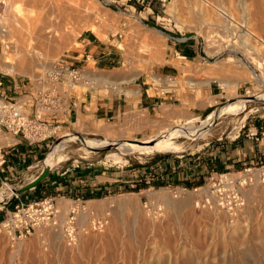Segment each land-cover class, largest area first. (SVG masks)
<instances>
[{"label": "rangeland", "instance_id": "374dc122", "mask_svg": "<svg viewBox=\"0 0 264 264\" xmlns=\"http://www.w3.org/2000/svg\"><path fill=\"white\" fill-rule=\"evenodd\" d=\"M30 1L11 0V4L6 0L0 6V27H9V23L17 18L32 19L35 25L39 21L35 27L36 46L50 57L51 62L58 57L73 59L72 52L83 47L81 35L85 31L93 32L118 50L117 66L113 70L98 67L92 57L85 65L77 61L76 65L105 73L131 71L160 85L162 77L156 68L164 63H174L179 72L171 76L170 81L178 93L171 103L161 105L159 112L125 113L107 125L106 134H79L83 136H74L62 146L64 135L58 131L44 160L13 181H0V264H264V239L235 248L231 245L223 247L219 237L220 226L228 229L239 221L242 228L244 224L252 229L260 226L264 216V182L243 188L247 205L235 218L225 209L198 206V193L193 190L194 186L209 180L212 174L201 167V156L210 155L209 152L217 154L222 147L220 142L243 133L251 121L248 118L252 121L264 119V98L258 97L264 94V0H116L111 5L91 0L96 2L104 17L86 11L89 3L84 6V0ZM76 3L85 11H75ZM245 17H250L255 34L239 26ZM229 19L239 31L230 32L222 27ZM48 25L54 31L47 32L45 27ZM5 38H0V53L3 50L1 40ZM187 44L194 45L200 55L190 57L176 51ZM10 48L8 51L13 55L14 50ZM160 49H165L167 54L164 63L160 59ZM229 57L235 60L227 61ZM0 71L7 82L13 78L24 82L22 98L28 103L27 112L34 114L31 92L36 87L34 79L38 72L12 74L3 70L1 63ZM154 74L160 77V82L152 78ZM257 77L262 81H257ZM211 79L213 85H218L217 95L210 94ZM219 79L239 81L240 84L237 88L227 89ZM92 86H100L102 91L114 88L108 89L105 84L94 81L80 82L74 90L70 89L69 99ZM208 103L213 105L204 114L194 112L195 106ZM228 105L230 109L224 111L223 107ZM163 107L166 116L160 113ZM170 113L171 116H167ZM46 117L51 120L54 116ZM175 127L181 132L171 136L177 149L151 146L154 150H146L147 140L156 137L160 131ZM128 138L134 140L132 149L127 148L132 145L126 141ZM110 154L117 158L108 157ZM164 156L171 157L173 166L180 164L192 171H197V167L202 169L199 172L201 181L192 186L178 178L183 176L182 173L167 176L172 166L154 165ZM82 164L113 171L114 174L107 176L112 177L108 182L114 185L100 199L75 200L48 191L40 192L37 184L18 190L29 183V177L36 179L46 165L50 171L44 178L52 171L57 174L67 167ZM247 165L251 164L217 172L236 173ZM162 174L165 182L157 183ZM145 181L147 185L134 188ZM172 201L182 208L176 206V209ZM49 203H53L58 212L41 224L39 221L42 216H47L45 206ZM74 204L79 206L75 213L71 212ZM73 215L77 242L70 244L65 226ZM94 217H105L103 229L93 226ZM8 219H12L13 226L29 221L33 224L31 233L11 235L4 224ZM60 232L63 233L61 240L52 238ZM161 245L169 246L170 253L157 259Z\"/></svg>", "mask_w": 264, "mask_h": 264}, {"label": "crops", "instance_id": "0c3cea01", "mask_svg": "<svg viewBox=\"0 0 264 264\" xmlns=\"http://www.w3.org/2000/svg\"><path fill=\"white\" fill-rule=\"evenodd\" d=\"M80 42L83 47L72 52L73 59H67L69 62L75 63L77 61L81 63L80 65H85L92 57L98 67L113 70L112 68L117 66L120 53L117 49L111 47L106 40L101 39L93 32L85 31L80 37ZM176 51L178 53L183 52L185 56L189 55L190 57L200 55V52L192 44L179 47V50L176 48ZM156 72L162 77L160 85L149 82L141 74L129 81L119 78L120 83L117 89L115 87L102 91L103 88L100 86H92L81 95H71L66 111L54 115L51 120L47 119L50 125L55 127L50 128V132L53 133L45 139L31 142L22 134L9 132L5 135L6 142L1 144L5 161L0 166V181H13L38 164L45 154L50 152L51 149L49 151L48 149L51 143L54 142L58 131L61 132V135H64L62 139L64 141L61 144L64 146L65 142L74 138V136H80L79 134L104 133L110 122H115L127 112H159L158 109L161 105L171 103L177 98L178 92L171 87L170 80L171 76H175L179 72V68L174 63H164L156 68ZM12 81L13 79H10L6 83L11 84ZM217 89L218 85L211 83L210 94H219L216 92ZM212 105L213 103L195 106L194 112L202 115ZM31 109L33 110L32 107ZM160 113L162 116H166L164 107L161 108ZM144 115L146 114L142 113V116ZM248 119L251 121L247 123L243 133H239L229 141L220 142L222 147L217 154L211 155V152H209L210 155H198V157L201 156L199 163L201 167H205L204 170L213 172L229 167L264 163V140H256L249 134V130H255L264 125V119L257 118L256 121H252L251 118ZM170 158L164 156L158 159L154 165L160 163V165L172 166L169 167L166 175L170 177V173H173L172 175L182 173L183 176L178 177L182 178V183L193 186L201 181L199 172H202V169L197 167V171H192L180 164L173 166L170 163ZM176 162L177 159L174 158V163ZM171 168L172 170H170ZM101 170L98 167L82 164L67 167L57 174L52 173V171L46 178L37 183V190L40 192L48 191V193L61 195L62 197L67 196L75 200H97L103 197L114 185L108 182V178L112 179V177L107 176L108 173L114 174L113 171ZM156 182L160 184L165 182L163 174L162 179L159 178Z\"/></svg>", "mask_w": 264, "mask_h": 264}, {"label": "built area", "instance_id": "2783aa9c", "mask_svg": "<svg viewBox=\"0 0 264 264\" xmlns=\"http://www.w3.org/2000/svg\"><path fill=\"white\" fill-rule=\"evenodd\" d=\"M111 5L116 0H100ZM6 0H0V6ZM83 68L69 62L64 57H58L53 65L47 67L39 75L35 76V89L31 92V105H34V114L27 112V101L22 98L24 82L13 78L12 83H6L3 73L0 71V136L9 132L22 134L25 138L33 141L45 139L52 135L49 131L52 127L46 116H54L61 111H66L69 106V94L72 84L77 82ZM249 134L256 140H264V125L258 129L249 130ZM0 145V166L5 161ZM215 173V174H214ZM258 181L264 182V163L259 165H247L236 173L214 171L205 183L194 186L193 190L198 193L196 204L203 208L225 209L231 217H237L247 205L243 188ZM186 190V187L183 188ZM78 204L72 206L71 212L78 210ZM47 216H42L40 223L47 222L51 215L56 216L58 209L53 203L45 206ZM17 215V214H16ZM74 215L65 226L69 243L77 240L76 224ZM12 220V219H11ZM11 220L4 222L11 235L20 236L31 233L33 224L15 223ZM92 224L96 229H103L106 224L105 217H94Z\"/></svg>", "mask_w": 264, "mask_h": 264}, {"label": "bare ground", "instance_id": "6f19581e", "mask_svg": "<svg viewBox=\"0 0 264 264\" xmlns=\"http://www.w3.org/2000/svg\"><path fill=\"white\" fill-rule=\"evenodd\" d=\"M10 3H11V0H9ZM22 1V0H21ZM34 1H37V0H31L30 2H34ZM191 1V0H189ZM13 2V0H12ZM49 2V1H48ZM55 2V1H54ZM53 2V3H54ZM93 1L89 0H84V6H85V3H89V6L88 8L84 7L86 11H90V12H93L94 14L96 13L97 15H99L98 17L102 16L104 17V13L102 14L100 8L97 7L96 5V2L95 3H92ZM196 2V1H195ZM195 2L193 4H195ZM15 3V2H14ZM35 3V2H34ZM33 3V4H34ZM38 3V2H37ZM12 4V3H11ZM16 5V4H15ZM20 5V4H19ZM44 5V4H43ZM46 5V4H45ZM51 5V3H50ZM76 7H75V11H79V10H84L82 9V5L76 3L75 4ZM196 5V4H195ZM194 5V6H195ZM18 6V5H17ZM62 6V5H61ZM74 6V5H73ZM193 6V7H194ZM11 8V7H10ZM13 8V7H12ZM45 8V7H44ZM19 9H20V6H19ZM36 10V9H35ZM84 10V11H85ZM196 10V9H195ZM56 11V10H55ZM192 11V10H191ZM46 12V11H45ZM80 12V11H79ZM78 12V13H79ZM84 13V12H82ZM92 13V14H93ZM193 13V12H192ZM250 13V12H249ZM264 13V12H263ZM41 14V13H40ZM39 14V15H40ZM45 14V13H44ZM224 14V13H223ZM43 15V14H42ZM71 15V14H70ZM227 15V14H225ZM249 15V14H248ZM26 16V15H25ZM55 16V15H54ZM24 17V16H23ZM22 17V18H23ZM37 17V16H36ZM228 17V16H227ZM252 18V16H250ZM250 17H245L243 22H242V25H239V26H244L246 27L250 33L252 34H255L252 29H251V25H250ZM27 18V16H26ZM106 18V17H105ZM104 18V19H105ZM18 20H14L12 21L11 19V23H9V27H5V26H1L0 27V35L1 37L0 38H5V39H2V45H3V50L2 52L0 53V63H1V66L3 68V70H5L6 72L8 73H17V72H24V73H30L31 70H34L35 73H37V75L44 71L47 67H50L53 65V62H51L50 60V57L46 54H44L43 52L39 51L37 49V46H36V42H35V27L37 28V25L39 24V21L37 22V25H35L36 23H34V20L32 19H19L17 18ZM43 19V18H42ZM103 19V18H102ZM41 20V19H40ZM37 21V19H36ZM52 21V19H51ZM42 22V21H41ZM225 25H223L222 27H226L225 29H228L227 31H230V32H235V31H239L238 27L234 24H231L230 23V19L227 20V23L224 22ZM252 23V22H251ZM4 24V23H3ZM6 24V23H5ZM53 26V25H52ZM43 28V27H42ZM47 29V32L50 33V31L52 32L51 29H53L54 31V28H50V25L46 26L45 27ZM45 29V30H46ZM95 31H99L98 29H94ZM240 30H241V27H240ZM254 30V29H253ZM48 34V33H47ZM122 46V45H121ZM161 46V45H160ZM8 47H11L10 49H13L14 50V53L13 55L9 53L8 51ZM162 47V46H161ZM160 47V48H161ZM159 48V47H158ZM165 50V49H164ZM164 50L160 49L159 50V54H160V59L161 61L164 63V61L166 60L165 58V52ZM183 57V56H182ZM185 58V57H184ZM234 61L235 58L233 57H229L227 58V61ZM127 61V60H126ZM126 65V64H125ZM124 65V66H125ZM35 68V69H34ZM131 71H115L112 73H105V72H102V71H99V70H94L92 68H84L82 70V74H81V77L80 79L75 82L74 84H72V89L75 87V86H78L80 85V82L81 83H87V81H94L96 83H103L105 84V87L107 88H110V87H116L117 89V86H119V78H123L125 81L126 80H130V79H133L134 77L138 76L136 75V73H130ZM133 72V70H132ZM152 78L156 81V82H160L161 79L159 76L157 75H153ZM122 80V79H121ZM123 80V81H124ZM176 80V79H175ZM191 80V79H190ZM213 79L209 80V82L211 83ZM257 81H262V79L260 77H257L256 79ZM178 81V80H177ZM220 83L222 86L226 87L227 89H231L232 87L234 88H237L240 84L239 81H227V80H224V79H219ZM79 82V84H78ZM191 82V81H190ZM209 83V84H210ZM198 84V83H197ZM208 84V83H207ZM120 88V87H118ZM74 90V89H73ZM121 90V89H120ZM258 97H263L264 98V94L258 96ZM230 109V105L226 106V107H223V110L224 111H227ZM171 115V113H170ZM216 119V118H214ZM213 120V119H212ZM51 128V127H50ZM50 128H49V131H50ZM181 129V128H180ZM107 130V129H106ZM105 130V131H106ZM193 130V129H192ZM196 130V129H195ZM200 130V129H199ZM105 133V132H104ZM177 133H181L179 131V128L175 127V128H171V129H168V130H164V131H160L159 134H157L156 137H152L151 139L147 140L146 141V145H148L146 147V150L148 151H152L154 150V148H152L151 146H155L157 148H161V149H164V150H167V149H177L178 146L175 145L174 142L171 141V136H174L175 134ZM187 133V132H186ZM106 134V133H105ZM150 137V135H148ZM155 136V135H154ZM147 137V138H149ZM127 142H132L130 144H132L131 146L127 147L128 149H132L134 148V140L132 139H126ZM6 142V138L4 135H1L0 136V145L2 143ZM117 144V143H116ZM108 156V155H107ZM108 157H113L114 159L117 158L115 154H110ZM29 182H32L35 180V178H32V177H29ZM9 188V187H8ZM3 196V194H1ZM10 196V195H9ZM161 196V195H160ZM168 196V195H167ZM165 197V195H164ZM167 198V197H165ZM169 199V198H168ZM171 200H173L171 198ZM176 201V200H175ZM175 201H172L173 202V206L178 209V208H182V207H179V205L177 206L178 202L176 203V207L174 205V202ZM187 204V202H186ZM185 205V204H184ZM188 205V204H187ZM172 206V205H171ZM181 206V205H180ZM172 208V207H171ZM173 210H175L173 208ZM179 212V210H178ZM178 214V213H177ZM180 214V213H179ZM36 217V216H35ZM86 218V215H82V219L84 220ZM39 221V220H38ZM189 221V220H188ZM241 221H239L240 223ZM239 223H232L234 225L230 226V228H226L224 229L223 226H220L222 228L221 229V232L220 230L218 231L219 233V237H221V245L223 247H225L226 245H231L232 247H235V248H239L241 246H244L246 245L248 242L250 241H258V243H260V240H263L264 239V216H263V219L259 222L260 226H258L257 228H248V224H244L243 228H242V223L241 225ZM222 225V224H221ZM250 226V225H249ZM256 227V226H255ZM190 229V228H189ZM219 229V228H218ZM250 230H252L250 233L248 232ZM227 230V231H226ZM189 231V230H188ZM191 231V229H190ZM194 231V230H193ZM237 231H242L241 234H238ZM141 233V232H140ZM214 233V232H213ZM63 234V233H62ZM62 234L61 232L58 234V235H53L52 238L53 239H60L61 240V237H62ZM142 234V233H141ZM140 234V235H141ZM145 234V237H146V233H143ZM143 236V235H142ZM189 236V235H188ZM141 237V236H140ZM139 237V238H140ZM142 238V237H141ZM144 238V237H143ZM67 239L69 240L68 236H67ZM220 239V238H219ZM63 240V238H62ZM156 240V239H155ZM227 240L229 242V244L227 243ZM77 242V240L75 241V243ZM142 242V241H141ZM263 242V241H262ZM139 243V242H138ZM66 244V243H65ZM70 244H74V243H70ZM254 244V243H253ZM163 245V244H162ZM161 245V246H162ZM149 246V245H148ZM168 246V245H167ZM250 246V245H249ZM184 247V246H183ZM246 247V246H245ZM245 247L243 249H245ZM160 248V247H159ZM176 249V247H175ZM163 250L165 252H163ZM126 251V250H125ZM135 251V250H134ZM143 251V250H142ZM186 251V250H185ZM165 253H170L169 252V246L166 247L164 245V247L162 246L159 253H158V257L157 259H161L162 255H164ZM180 253V252H179ZM262 253V252H261ZM175 254V253H174ZM251 254V253H250ZM131 256V255H130ZM150 257H151V254H150ZM154 258V257H153ZM128 260V259H127Z\"/></svg>", "mask_w": 264, "mask_h": 264}, {"label": "water", "instance_id": "95a60500", "mask_svg": "<svg viewBox=\"0 0 264 264\" xmlns=\"http://www.w3.org/2000/svg\"><path fill=\"white\" fill-rule=\"evenodd\" d=\"M80 136H83V135H80ZM50 171V167L49 166H44L42 172L36 177V179L32 182H29L27 183L26 185H23L22 187H20L18 190H24L26 188H29L31 186H34L36 185L40 180H42L47 174L48 172Z\"/></svg>", "mask_w": 264, "mask_h": 264}, {"label": "trees", "instance_id": "16d2710c", "mask_svg": "<svg viewBox=\"0 0 264 264\" xmlns=\"http://www.w3.org/2000/svg\"><path fill=\"white\" fill-rule=\"evenodd\" d=\"M145 185H147V182H144V183L138 184V185H136L134 188H135V189H139L140 187L145 186Z\"/></svg>", "mask_w": 264, "mask_h": 264}]
</instances>
